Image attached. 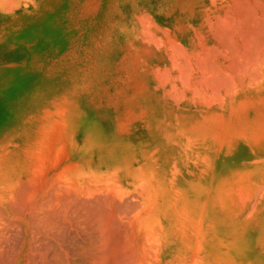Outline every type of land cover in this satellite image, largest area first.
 Masks as SVG:
<instances>
[{
    "label": "rangeland",
    "instance_id": "obj_1",
    "mask_svg": "<svg viewBox=\"0 0 264 264\" xmlns=\"http://www.w3.org/2000/svg\"><path fill=\"white\" fill-rule=\"evenodd\" d=\"M182 2L185 4L186 0H17L13 9L0 8V264H97L101 260L100 251L104 249L103 253L107 254V248L113 250L119 237L123 244L127 242V247L123 245L125 251L131 247L133 253L130 251L126 260L117 259L116 263L110 251L109 256L115 261L111 258L108 264H132L133 261L156 264L153 261L158 256L152 252L153 239L151 242L148 232H144L143 212L157 204L172 217L173 205L182 204V200L177 197V190L165 181L155 188V184L147 181L146 173L152 170L150 165L143 171H132L128 165L130 155L141 153L146 141V149L154 148V143L147 145L148 138L155 144L160 142L157 108L147 102L140 106L136 103L142 96L138 85L143 74L140 68L164 64L166 59L157 55L156 50L162 47L157 41L166 38L165 32L179 21L176 10ZM156 25L159 29H155ZM163 28L164 34L158 33ZM157 74L158 71L155 73L158 77ZM261 102L243 105L229 118L211 119L209 123L227 138L233 130H246L250 138L261 137L264 101ZM138 114L146 126L153 127L148 136L141 137L140 129L136 128L132 129L134 135H130ZM159 147L163 150L161 155L175 152L164 142ZM55 177H59L58 182ZM74 181L77 183L72 187L70 183ZM32 199L31 203L37 207H32L33 211L26 204ZM76 199L82 209L77 208ZM132 206L134 211H129ZM107 213L112 215L107 218L115 217L119 223L111 221L122 226L118 239L117 235L111 236V240L101 237L98 228L103 226L101 216ZM38 215H42V220ZM254 221L251 227H262L264 213ZM251 235L245 229L241 234L242 243L248 242ZM102 238L105 244L109 240L107 246H111L102 244L101 249L98 242L102 243ZM134 239L135 247L128 244V240L131 243ZM144 243L149 248L144 245L142 249ZM218 250L216 260L210 264H233L235 257L230 250ZM130 256L136 257L137 263ZM171 264L177 263L171 261ZM244 264H259V260L245 258Z\"/></svg>",
    "mask_w": 264,
    "mask_h": 264
},
{
    "label": "bare ground",
    "instance_id": "obj_2",
    "mask_svg": "<svg viewBox=\"0 0 264 264\" xmlns=\"http://www.w3.org/2000/svg\"><path fill=\"white\" fill-rule=\"evenodd\" d=\"M16 2L17 0H0V8L8 7L13 9ZM184 2L176 10L179 21H175L174 28L169 29L170 32L169 30L167 32L161 31L164 28L158 30L160 34H164L163 32H165L166 37L162 41H157L160 42L162 47L156 50L158 56L166 59L164 60V64L144 69L140 68L143 74L140 76L141 79H139L138 85L142 88L140 93L142 96H138L141 98L140 101H135L139 106L142 102H147L157 108L158 137L160 142L155 144L154 141L152 142L148 138L149 143L147 145L154 143V148L146 149V141L143 144L144 150L141 153L135 152L130 155L128 169L132 171L140 169L143 171L142 169L150 165L152 170L146 173L147 181L150 184H155L154 188L160 186L161 182L165 181L166 185L177 190V197L182 200V204L173 205L172 217L167 212H164L156 203L149 210L147 209V211L143 212L144 216L142 215L141 220L147 228L143 227L145 229L144 232H148L147 235L151 237L149 238L150 240L153 239L154 250L149 246V241L146 245L150 247L153 254L158 256L155 259L156 261H153L151 258V261L156 264H160L164 259L166 262H162V264H171V261L177 264H210V262L216 260V252L219 251V248L227 249V251L230 250L233 253L235 257L233 264H236V262L237 264H244L245 258L251 259L253 262L259 260V264H264V225L262 227H260L261 225L251 227V223L255 222L254 220L259 218L260 214L264 213V138H261L264 135L261 136V134V137L255 136L250 138L249 135H247L249 137L246 136V130H233V132L227 134L229 135L227 138L221 135V131L214 130L209 123L211 119L229 118L235 114L234 112L241 110L240 108L243 105L264 101V0H186L185 4ZM181 14H183L182 17ZM148 17L150 18V16ZM157 28L158 26L156 25L155 29ZM157 37L161 36L157 35ZM154 45L156 44L154 43ZM164 69L166 71L159 74V71ZM155 71H158V77L155 76ZM165 73L166 75H164ZM171 74L173 75L171 76ZM174 87L175 90H171ZM141 118L142 116L138 114L136 119L133 120L135 125L129 131L130 135H134L133 130L135 128L136 130L140 129L139 134H141V137L148 136V132H152L153 127L146 126V122L144 123ZM245 124L247 125V123ZM45 129L47 130V128ZM145 131L147 132L144 134ZM163 142L166 143L170 150L173 149L175 152L173 154L164 153V155H161L162 149L160 150L159 146ZM63 152L65 151L63 150ZM144 152L147 153L146 156ZM162 161L165 162V166L162 165ZM123 169L127 171L125 165H123ZM153 174L159 177L157 178ZM53 176L51 179H54ZM57 179L55 177V181ZM75 182L77 183V181L70 183L73 184L72 187L76 185ZM86 183L84 184L88 185ZM42 191L45 190L42 188ZM90 191H87V193ZM41 193L43 194V192ZM70 194L68 193L69 196ZM82 194L85 195L86 193ZM52 197L51 201L54 200ZM19 200L21 201V199ZM33 201V199L30 202L28 200L29 204L26 203L29 209L32 207L37 208L34 207V203H31ZM63 201L65 200L63 199ZM86 201L84 204L83 201L82 204L86 205ZM77 202V208H80L79 204L81 203L78 200ZM172 203L174 202L172 201ZM64 204L66 203L64 202ZM64 207L67 208L65 205ZM132 210L133 206L129 211ZM38 211L37 213H39ZM72 211L74 210L72 209ZM95 212L97 213V211ZM109 215L107 213V216H101L103 219L100 220L103 226L100 227L101 229L98 228L101 230V237L104 236L105 240L111 238V236L115 237L118 232L121 233L123 231L122 226L117 224L119 222L116 221L115 217L113 219L107 218L112 216ZM44 217L46 216L44 215ZM93 218L95 219V217ZM105 219L109 220L105 222ZM156 221L158 226H154ZM245 229L251 232L252 235L248 242L242 243L241 234ZM144 232L142 234H145ZM120 235L118 234L116 239ZM122 237L124 238L125 236ZM145 237L147 236L145 235ZM103 238L101 240L102 243L98 242L101 244V247L102 244H105ZM122 240L119 237L118 243L115 241L113 245L116 246L113 250L111 248L105 249L106 252L108 250V252L111 251L110 254L115 257L116 263L118 260H126L131 251V247L130 250L126 248L127 250L125 251V247H127L125 243L127 242L124 243L126 245L124 247V241ZM107 242L105 247H110L111 245L107 246ZM145 243L142 245V249ZM128 244L135 247L137 241L134 239L130 243L128 240ZM146 245L145 248H149ZM97 246L100 245L98 244ZM103 248L104 246L101 249ZM103 250L100 251L102 253L100 254L101 260L97 258L99 260L98 263L108 264L112 261V257L110 258L111 255L109 256L108 252L104 254ZM98 252L96 251V253ZM131 252L133 253V251ZM148 252L151 251L148 250ZM120 253L121 255H119ZM147 254L149 255V253ZM150 254L152 256V253ZM104 255L106 256L104 257ZM143 256L145 257V255ZM130 258L131 260H136V257L132 258L130 256ZM147 263L149 264L148 261ZM221 264L223 263L221 262Z\"/></svg>",
    "mask_w": 264,
    "mask_h": 264
}]
</instances>
